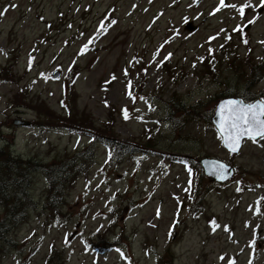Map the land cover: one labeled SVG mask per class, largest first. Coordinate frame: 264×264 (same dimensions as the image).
<instances>
[{
  "label": "rangeland",
  "instance_id": "obj_1",
  "mask_svg": "<svg viewBox=\"0 0 264 264\" xmlns=\"http://www.w3.org/2000/svg\"><path fill=\"white\" fill-rule=\"evenodd\" d=\"M246 3L242 18L219 0H0V149L46 168L84 153L87 166L62 198L54 190L57 217L46 170L31 173L35 208L0 264H45L53 249L52 264H264V140L232 155L210 122L222 98L264 99V7L225 0ZM81 119L110 127L71 130ZM203 158L231 165V180L210 181Z\"/></svg>",
  "mask_w": 264,
  "mask_h": 264
},
{
  "label": "trees",
  "instance_id": "obj_2",
  "mask_svg": "<svg viewBox=\"0 0 264 264\" xmlns=\"http://www.w3.org/2000/svg\"><path fill=\"white\" fill-rule=\"evenodd\" d=\"M246 35H242V39H244ZM248 45L247 43L244 44ZM214 57H211L207 62L212 67L211 64ZM206 59L204 58L202 62L206 65ZM260 66L251 65L250 69L252 73H258V69ZM255 75V74H253ZM75 80V77L72 78V82ZM23 95L26 92L21 89ZM22 96V95H21ZM70 115V116H69ZM65 117H71V108L67 109L65 112ZM73 117V116H72ZM71 118H67L65 121H69ZM86 123V127L82 126H73L71 130H83V131H95L100 132L102 135L107 133L110 125L109 122L103 126L102 129H96L92 126V123L87 119H81ZM113 121V120H111ZM75 127V128H74ZM77 127V128H76ZM82 128V129H81ZM121 152H127V145H121ZM1 150V149H0ZM3 149L0 151V202L4 203V218L0 222V249L3 251L7 250L8 245L11 243L10 239H8V235L10 233V229L17 227L21 224L27 217V209L29 207L35 208V206L31 203L29 196L27 195V186L31 183V173L36 169L40 168L41 170H46V178L48 180V184L50 186V190L46 197V206L51 211L52 217H57L60 214L61 208L65 205L64 201L57 199L54 190L60 193V198L64 196V193L67 191L68 187L80 176L86 173V160L85 154H78L72 161H65L61 163H57L51 165L46 168L41 164L32 163V161H23L17 157L11 155V153ZM8 151V152H7ZM136 151V150H133ZM132 151V152H133ZM146 149L143 151L145 152ZM5 155H8L5 157ZM92 157V156H91ZM51 174V175H50ZM11 190L14 194H12V200H7L8 192ZM54 210V211H53ZM57 215V216H56ZM12 246L14 243L12 242ZM4 252L0 251V257L3 256ZM56 256V250H52V254L48 257V260L45 264H52V260Z\"/></svg>",
  "mask_w": 264,
  "mask_h": 264
},
{
  "label": "snow or ice",
  "instance_id": "obj_3",
  "mask_svg": "<svg viewBox=\"0 0 264 264\" xmlns=\"http://www.w3.org/2000/svg\"><path fill=\"white\" fill-rule=\"evenodd\" d=\"M250 3H246L243 6H236V5H225V0H219V7L215 9V11H219L222 7H233L236 8L241 17L244 16V9L246 7H249ZM261 7H264V0H261ZM3 12H0V15H3ZM214 14V13H213ZM187 22V21H186ZM254 21H249L248 23L251 24ZM107 25L103 24V22L100 25V28L98 29V32L101 30H106ZM234 31H243V29L238 26ZM178 34V33H177ZM230 39L231 37H227ZM95 37H92L89 39L88 44H92L94 42ZM215 39V37L211 38ZM247 40H244V43H247ZM264 43V42H262ZM88 44H85L83 48L81 49V54H83L87 48ZM212 49H209V54L211 55ZM158 55V53H157ZM171 54H169L168 57H165V60L169 59ZM203 59V58H202ZM195 66V65H194ZM125 75H127V71H125ZM115 79V77H113ZM128 96L133 99V101L136 99L133 96V93L131 91L132 88V82L128 81ZM140 99H144L143 97H140ZM123 116L125 119L129 118L128 110L124 109ZM218 116H219V132H220V138L223 140L225 146L228 148V150L231 153H236L239 151L241 147L242 140L250 139L253 142H257V138L264 140V99L257 101L255 103H244L243 101L239 100H229L224 104H221L218 109ZM225 170L226 166L223 164L219 165L218 179H225ZM189 175L191 176V170L189 169ZM191 184L192 181L189 180V187L185 189L186 192H191ZM239 191V189H238ZM157 215H159V211L157 212ZM213 224V231H215L216 228L220 227L218 224H216L214 221ZM227 231L228 229L225 228ZM99 231V229L97 230ZM255 239L250 241V247H255ZM223 260L224 257H221ZM228 264H235L234 260H229ZM251 264V260L249 262Z\"/></svg>",
  "mask_w": 264,
  "mask_h": 264
},
{
  "label": "water",
  "instance_id": "obj_4",
  "mask_svg": "<svg viewBox=\"0 0 264 264\" xmlns=\"http://www.w3.org/2000/svg\"><path fill=\"white\" fill-rule=\"evenodd\" d=\"M248 27H249V25L246 26L245 31H247ZM58 74H59V72H56V73L54 74V76H56V75H58ZM229 100H239V101H243V100L240 99V98H226V99H222V100H220V101L217 103V105H216V107H215V109H214L213 116H212V118H211V122H212V124L215 126V128L217 129V131H218L219 134H220V132H219V122H218V121H219L218 109H219V106H220L221 104H224V103H226V102L229 101ZM243 102H244V101H243ZM255 102H257V101H255ZM255 102H253V103H255ZM244 103H245V102H244ZM13 125H15V126H28V125H29V122L15 119V120L13 121ZM257 139H258V138H257ZM244 140H246V138H245ZM244 140H242V142H243ZM242 142H241V145H242ZM222 144H223V146L228 150V148L225 146L223 140H222ZM240 148H241V147H240ZM239 150H240V149H239ZM228 151H229V150H228ZM238 152H239V151H238ZM238 152L233 153V154H237ZM200 164H201V166H202V169H203V171H204V174H205L206 176L210 177L211 179H213L214 181H217V182H226V181L230 180L231 177H232V175H233V169H232V167L229 166V165H227L226 163H224V162H222V161L217 160V159L203 158V159L200 160ZM220 164H223V165L226 166V170H225V173H224L226 178L223 179V180L217 178V175H218V171H217V170L219 169V165H220Z\"/></svg>",
  "mask_w": 264,
  "mask_h": 264
}]
</instances>
